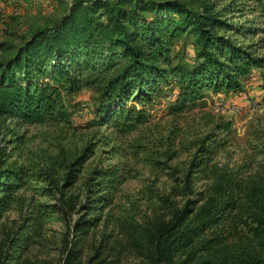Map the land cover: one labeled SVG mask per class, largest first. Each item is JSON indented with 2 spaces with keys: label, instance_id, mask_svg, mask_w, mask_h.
Returning <instances> with one entry per match:
<instances>
[{
  "label": "trees",
  "instance_id": "1",
  "mask_svg": "<svg viewBox=\"0 0 264 264\" xmlns=\"http://www.w3.org/2000/svg\"><path fill=\"white\" fill-rule=\"evenodd\" d=\"M183 33L196 44L189 67L172 63L170 56L172 39ZM262 47L264 0H200L198 10L190 8L189 0H70L8 56L9 46L0 45V126L5 119L15 126L67 121L63 96L82 88L97 95L99 123L121 117L131 127L147 121L143 104L163 86L176 88L168 113H181L207 89L240 90L242 77L264 68ZM207 122H212L208 130L188 141L194 154L185 166L166 172L163 189L147 187L149 212L139 221L125 214L126 232L144 264H264V135L263 164L244 171L240 164L213 161L225 143L214 131L229 133L230 120L219 116ZM20 140L15 134L8 142ZM174 141L175 133L165 136L168 146ZM92 145L61 161L60 182L51 179L48 186L56 189L57 204L48 210L46 204L29 205L22 218L40 221L51 211L68 217L62 264H79L89 230L107 217L124 178L115 165L94 167L82 190L70 191ZM160 153L169 157L177 151ZM7 156L0 149V215L30 170L7 162ZM73 211L78 216L72 220ZM17 228L9 239L12 254L0 264H16L29 243L26 224Z\"/></svg>",
  "mask_w": 264,
  "mask_h": 264
},
{
  "label": "rangeland",
  "instance_id": "2",
  "mask_svg": "<svg viewBox=\"0 0 264 264\" xmlns=\"http://www.w3.org/2000/svg\"><path fill=\"white\" fill-rule=\"evenodd\" d=\"M0 1V45L9 46L4 56L33 29L63 12V8L58 7L50 11L48 0L45 5H40V0ZM199 2L189 0L190 8L198 10ZM195 50L190 34L174 37L170 44L172 63L189 67L194 63ZM260 50L264 51V47ZM162 88L159 95L143 104L148 120L131 127L126 126L127 121L123 122L121 117L116 122L99 123L97 95L89 88L63 96L67 121L18 126L9 119L2 122L0 149L8 154L7 162L21 163L30 170L24 185L12 192L8 208L0 215V263L12 254L9 239L23 222L29 243L15 259L16 264H62L69 240L68 217L51 211L40 221L22 218L29 205L46 204L48 210L52 208L50 204H57L56 189L48 188L49 182L51 179L60 182L61 161L71 158L88 142L93 144V151L83 160L70 191L79 193L84 187V178L94 167L115 165L124 178L114 191L107 217L89 230L79 264L145 263L126 232L129 217L125 214L139 221L149 212L147 187L163 189L168 181L166 172L173 166H185L194 154V147H188V141L208 130L212 125L208 119L222 116L231 123L227 134L214 131V137L225 143L217 147L213 161L228 166L240 164L244 171L260 169L263 164L259 151L264 135V68H254L242 77L240 90L207 89L194 107L177 114L168 113L176 88ZM133 103L136 108L140 107L137 102ZM174 133V144L168 146L165 136ZM15 134H20L21 140L8 142ZM165 149L177 153L168 157L160 153ZM77 216L73 211L70 219Z\"/></svg>",
  "mask_w": 264,
  "mask_h": 264
},
{
  "label": "crops",
  "instance_id": "3",
  "mask_svg": "<svg viewBox=\"0 0 264 264\" xmlns=\"http://www.w3.org/2000/svg\"><path fill=\"white\" fill-rule=\"evenodd\" d=\"M7 1L9 2V0H7ZM12 1H15V3H16V2H18V1L20 2L22 0H12ZM48 1L47 0H40V5H45L48 2L49 3V6L52 8V9H50V11L51 10L53 11L54 9H57V7L58 8H63V10H64L66 8V6L68 5V3H69L70 0H54V1L53 0H48ZM15 3L12 2V4H15Z\"/></svg>",
  "mask_w": 264,
  "mask_h": 264
},
{
  "label": "built area",
  "instance_id": "4",
  "mask_svg": "<svg viewBox=\"0 0 264 264\" xmlns=\"http://www.w3.org/2000/svg\"><path fill=\"white\" fill-rule=\"evenodd\" d=\"M13 12L15 13V12H16V10H14V9H13Z\"/></svg>",
  "mask_w": 264,
  "mask_h": 264
}]
</instances>
